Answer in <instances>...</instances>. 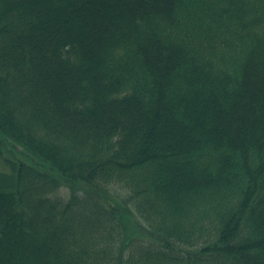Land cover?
Instances as JSON below:
<instances>
[{
	"label": "trees",
	"instance_id": "obj_1",
	"mask_svg": "<svg viewBox=\"0 0 264 264\" xmlns=\"http://www.w3.org/2000/svg\"><path fill=\"white\" fill-rule=\"evenodd\" d=\"M0 264H264V0H0Z\"/></svg>",
	"mask_w": 264,
	"mask_h": 264
},
{
	"label": "bare ground",
	"instance_id": "obj_2",
	"mask_svg": "<svg viewBox=\"0 0 264 264\" xmlns=\"http://www.w3.org/2000/svg\"><path fill=\"white\" fill-rule=\"evenodd\" d=\"M115 93V92H114ZM113 95V94H112Z\"/></svg>",
	"mask_w": 264,
	"mask_h": 264
}]
</instances>
